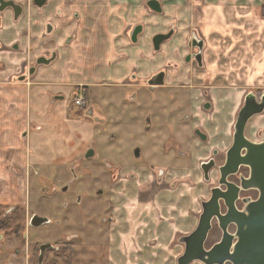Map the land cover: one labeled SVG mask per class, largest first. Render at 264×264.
Returning a JSON list of instances; mask_svg holds the SVG:
<instances>
[{
    "label": "crops",
    "instance_id": "0c3cea01",
    "mask_svg": "<svg viewBox=\"0 0 264 264\" xmlns=\"http://www.w3.org/2000/svg\"><path fill=\"white\" fill-rule=\"evenodd\" d=\"M149 1L48 0L41 10L28 6L19 19L0 13V204L27 206V177L39 164L65 170V176L76 163L95 192L91 205L97 207L87 211H98L101 224L90 225L85 214L89 228L81 227L79 206L72 203L67 212L79 223L72 235L107 247L106 264H177L179 239L195 227L199 210L201 193L190 178L197 176V162L231 144L246 95L264 93V0H153L156 9ZM164 34L169 37L155 49L154 37ZM54 52L55 61L20 80L37 57ZM82 84L91 114L69 108ZM122 89L134 90L130 101L137 94L139 106L150 111L137 145L142 160L164 168L161 184L129 154L118 172L85 157L94 139L104 142L115 132L116 126H105L111 111L105 95ZM166 98L182 111L163 121L156 108ZM245 135L264 139V112L247 123ZM176 157L182 159L173 162ZM169 159L172 164H165ZM75 171L60 184L76 186L82 179ZM132 171L145 176L143 183L127 178ZM108 187L123 199L113 201Z\"/></svg>",
    "mask_w": 264,
    "mask_h": 264
},
{
    "label": "rangeland",
    "instance_id": "374dc122",
    "mask_svg": "<svg viewBox=\"0 0 264 264\" xmlns=\"http://www.w3.org/2000/svg\"><path fill=\"white\" fill-rule=\"evenodd\" d=\"M133 92L134 90L132 89H122L116 91L112 95H105L108 102L107 108H110L111 110L110 113L107 114L108 118L105 126H107L106 129L115 128L113 125L116 126V128L115 132H111L107 138L102 137L104 142H100L97 139L93 140V148L95 149L93 160L95 162L100 163L104 161H114L115 164L126 165V161L129 160L128 154L131 155L133 147L142 140L140 129L144 132V123L147 122V119L150 123V111H147L144 107L139 106L137 94L135 101H130L128 94ZM165 101V106L162 108H156L161 120H163V118L165 119L163 121L176 116L182 111L178 108L177 103H175L172 99L166 98ZM259 115L254 117L256 118ZM185 151L187 150L185 149ZM144 159L145 158L143 157V160ZM181 159L182 158L180 157H176L173 159V162ZM183 160L186 161L187 159L185 158ZM220 161L221 160H219V162ZM78 164H80V162ZM165 164H172V159H169V161ZM38 166L39 171L37 173H33L32 170L27 177L25 195L23 199L27 206L24 205V207H21V210L17 209L16 211L15 209H10L9 212L11 213L12 211L11 217L13 218L9 220V224H4L2 227L4 229L0 228V264H35L34 260L37 250L34 251L33 248H37L38 244L46 241L56 244H58V241V245L60 246L67 245L73 247L75 250L74 255L72 256L71 264H106V246V248L100 246V250L96 243L90 245L89 243L83 241L80 235L73 238L67 236L68 234L69 236L73 234L75 232L74 230L79 227V223L77 222L78 217L76 216V221L72 220L70 219L71 211L67 212L71 209L70 205L75 203V199L79 195L82 196V203L79 205L78 209L80 210V216L84 220V224H82L81 227L89 228V222L86 217L87 215L85 214L90 216V225H93V223L101 224V216L98 211H94L92 213H88L87 211V207H94V209L97 207V204L91 205V203L95 200V192L91 189V184L88 185L89 182L83 178L84 176L80 175L78 170L75 171L77 168L76 166L69 165L67 175H70L71 168H74L77 176H80V179L82 180L78 183L75 182L76 186L72 188V191L70 188L68 195L64 196V202L60 203L59 198L55 196L56 194L54 191L60 190V181L67 176H64L65 170L61 171V169H56L55 166H44L43 164H39ZM196 173V177L190 176L191 181L192 183H197L196 186L198 187L195 188L196 190L198 188V190L196 193H201V198L205 199L208 196L207 187L211 185V182H202L198 168H196ZM212 174H214V172ZM139 177L141 180L145 179V176L142 174H139ZM108 178L110 181L114 180L113 177ZM133 184L138 183L133 182ZM199 186H201V188H199ZM129 187L127 189H129ZM106 191L107 195H112L113 201L116 200V198L120 201L123 199V196H119L118 191H114V188L108 187L106 188ZM62 198L63 197H61V199ZM195 202L197 204L196 208L199 209L197 197L195 198ZM65 203L66 206H64ZM33 209L50 218L51 223L43 225L39 228H31L28 230L30 228L28 218L35 213ZM1 210L5 212L7 208L3 207ZM72 229H74V232H72ZM88 232H94L96 234L93 230H88ZM27 234L29 238L27 237ZM58 236H66L68 238L66 239ZM65 241L69 242L66 243ZM190 264L202 263L199 261H193Z\"/></svg>",
    "mask_w": 264,
    "mask_h": 264
},
{
    "label": "water",
    "instance_id": "95a60500",
    "mask_svg": "<svg viewBox=\"0 0 264 264\" xmlns=\"http://www.w3.org/2000/svg\"><path fill=\"white\" fill-rule=\"evenodd\" d=\"M45 0H35L38 5ZM6 2L0 0V5ZM150 8L156 9L155 1H149ZM141 27L134 28L131 38L137 39ZM169 37V34L156 35L153 43L155 49ZM194 46L201 47V42L193 39ZM200 54L198 55V57ZM264 112V93L254 95L248 93L243 105L239 109L233 129L232 143L226 151L225 163L219 167L221 175L220 183L224 182L229 174L235 173L239 166L249 168V177L242 179V189H256L259 191L258 197L251 201L245 211H238L233 205L235 193L238 187L233 188V196L230 201L225 200L228 206L226 215L219 213L218 198H224L223 194H216L218 188L211 190L208 200L202 202V212L195 229L180 237L179 242L183 245V252L177 258V264H190L199 261L202 264H264V139L252 141L245 135L247 123L256 115ZM197 134L204 138L205 135L197 131ZM212 163L204 165L206 172ZM212 217L219 220L222 230V239L214 244L210 249L204 248L207 233L211 227ZM47 222L45 217L34 215L30 225L38 227ZM234 224L236 231L234 235L227 232V225ZM233 240L234 243H233ZM41 256L46 248L51 244L44 243L40 246ZM40 262V261H39Z\"/></svg>",
    "mask_w": 264,
    "mask_h": 264
},
{
    "label": "flooded vegetation",
    "instance_id": "af4514ba",
    "mask_svg": "<svg viewBox=\"0 0 264 264\" xmlns=\"http://www.w3.org/2000/svg\"><path fill=\"white\" fill-rule=\"evenodd\" d=\"M6 2L5 5H0V13H3L5 11H10L13 18L14 19H19L21 18L22 15H24V13L27 11L28 6H32L34 8H37L39 10H41L47 3L48 0H45L43 2V4L38 5L35 3V0H3ZM52 30V25L50 23H47L45 25V31L46 32H50ZM66 40V39H65ZM68 41H70V38L67 39ZM57 53H51V54H47V55H41L39 57H37L33 63L27 67L26 71L19 77L20 80L25 81L29 75H31L36 68L39 65H49L51 62L55 61ZM198 60L200 59V56L198 57V55L195 56ZM154 83L158 84L161 82V75H159L158 77H155L154 79ZM153 80L150 81V83H153ZM76 87H73V91ZM87 94V90L85 89L84 85H78V94L76 97H82L83 101H82V105L79 107H73V101L75 100V98L71 101V105L69 106V108L73 111H75L76 113H81L83 114L84 111H86V113L91 114V107H89V105H87V101L85 99V95ZM84 107V108H83ZM83 108V109H82ZM78 116V115H77ZM188 119V117H187ZM147 126V124H146ZM38 128V127H37ZM197 131H200L199 129H196L194 132L197 136H199L197 134ZM200 133H202L200 131ZM200 137V136H199ZM205 136L204 138H201L203 140H206ZM232 143V141H231ZM231 146V144L224 150V151H219V150H214L212 151V153L210 154V156L203 160V161H199L197 163L196 168H198V172L199 175L201 176V180L202 182H207L210 183L211 185L208 188V196L205 199H202L201 197H199L198 200V204H199V210L198 213L196 215V224L195 227L199 221V217L200 214L202 212V202L206 201L210 198L211 196V190L212 189H216L218 188V191H216V194L220 193L224 195V198L220 197L218 198V209H219V213L221 215H226L228 212V206L225 203L227 201H230L232 196H233V188L235 189L236 187L239 188V190L235 193V199L233 200V205L235 206V208L238 211H245L247 205L255 200L258 195H259V191L256 189H242L241 187V182L242 179L249 177V168L246 166H239L238 170L233 173V174H229L226 176L224 182L220 183L221 180V175L219 172V167L222 166L225 163L226 160V151L228 150V148ZM132 154L131 159L133 161V163H137L138 165L140 164H144L143 166H147L148 169L152 172V174H148L147 178H155V180L158 183H163V181H165V170L163 167H159V166H154L149 160H142L141 157V147L139 145H135L132 149ZM95 154V151L93 150V147L89 148L88 151L86 152L85 157H93ZM186 158L189 157V153L186 152ZM219 160H221L219 162ZM208 163H212L211 166L208 168V170L205 172L204 171V165L206 166ZM76 163H73V165L75 166ZM103 165L106 167H114L116 170V172H118V170L123 166V165H119V164H115V163H111V161H104ZM120 167V168H119ZM74 170V168H72ZM137 172V173H136ZM214 172V174H212ZM117 174V173H116ZM116 174L113 175V178H116ZM127 178L132 179L133 182L136 181V183L142 182L143 181L140 179V177L138 176V171H132L129 172L127 174ZM70 179L71 176H70ZM141 180V181H139ZM139 181V182H138ZM72 185L73 182L70 183V180L67 183H64L61 185L60 190L57 191L55 190L54 193L56 194L55 196L57 198H59L61 200V202L63 203L64 201V196L68 195V192L71 188L72 191ZM71 194V193H70ZM63 197L61 199V197ZM82 203V196L79 195L78 197H76L75 199V203L77 206H79ZM14 203H10V204H0L2 206H4L5 208H7V210L4 212V215H2V220H11L13 217H11L12 211L11 213L9 212V210H14L15 211L17 209L21 210V207H24V204H14ZM64 206H66V203L64 204ZM34 215H38L41 217H45L47 219V222L38 226V227H34L30 225V221L32 219V217ZM51 223V219L44 216L43 214H39V213H33L29 218H28V224L30 225V228L28 230H30L31 228H39L43 225H47ZM211 227L207 233L205 242H204V248L205 249H210L214 244L218 243L221 241L222 239V230L219 226V220L216 217H212L211 221H210ZM4 226V224H0V228H2ZM195 227L188 233H191ZM4 229V228H2ZM236 231V227L234 224H228L227 225V232L231 235H234ZM72 238L73 235L71 234ZM27 237L29 238L28 234ZM70 237V236H69ZM75 237V236H74ZM67 239V238H66ZM212 239V240H211ZM235 240H233L234 243ZM66 243H68L69 241H65ZM44 243H48L51 244V247L46 248L40 258L41 255V250H40V245L44 244ZM59 244V243H58ZM56 243H50V242H43L37 245V248L34 247L33 250H37V252L35 253V260L34 263L35 264H71L72 262V256L74 255V248L70 249V247H65V246H60ZM40 261V262H39ZM224 264H231L230 262H225Z\"/></svg>",
    "mask_w": 264,
    "mask_h": 264
},
{
    "label": "trees",
    "instance_id": "16d2710c",
    "mask_svg": "<svg viewBox=\"0 0 264 264\" xmlns=\"http://www.w3.org/2000/svg\"><path fill=\"white\" fill-rule=\"evenodd\" d=\"M4 206L0 205V224H9V220H2V215H4V212L1 210ZM65 247H70L72 249L73 247L65 245Z\"/></svg>",
    "mask_w": 264,
    "mask_h": 264
},
{
    "label": "built area",
    "instance_id": "2783aa9c",
    "mask_svg": "<svg viewBox=\"0 0 264 264\" xmlns=\"http://www.w3.org/2000/svg\"><path fill=\"white\" fill-rule=\"evenodd\" d=\"M82 101H83V98L80 96V97H76L75 100L73 101V104L72 106L73 107H79L82 105Z\"/></svg>",
    "mask_w": 264,
    "mask_h": 264
}]
</instances>
